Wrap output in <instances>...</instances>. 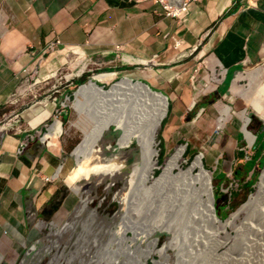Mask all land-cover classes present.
I'll return each instance as SVG.
<instances>
[{"label":"rangeland","instance_id":"rangeland-1","mask_svg":"<svg viewBox=\"0 0 264 264\" xmlns=\"http://www.w3.org/2000/svg\"><path fill=\"white\" fill-rule=\"evenodd\" d=\"M126 63L121 60L109 63L107 59L100 62L95 56L61 51L56 46L8 83L3 92L6 102L0 103V152L7 139L25 136L19 146L27 147L33 141L58 137L60 153L63 147L66 153H62V169L57 177L62 185L61 193L56 196L62 202L60 211L49 221H44L32 207H27L28 230L21 236L15 234V239L9 237L7 230L6 242L0 239V264H119V258H122L121 264H135L134 257L124 250V246L129 245L114 242L113 237L120 223L121 198L129 193V167L140 154L135 143L122 152L126 159L125 168L120 173L105 179L90 176L72 180L78 167L73 152L82 142L84 131L93 126L91 119L78 114L74 107L75 103L88 106L86 99L73 95L92 78L95 81L101 75H113L109 80L96 81L104 90L127 78L143 82L151 90L167 97V114L155 138L158 155L155 179L177 149L182 147L185 151L183 168L196 157H202L205 169L212 175L213 208L223 223L237 214L257 193L264 173V148L259 149L256 142L257 137L264 134V123L259 118L264 114V80L263 73L260 81L249 79L247 75L257 71L260 65L244 63L231 79L226 78L224 72L218 83L212 82L213 74L220 80V73L224 70L215 67L207 57L198 62L199 70L190 65L184 74L181 69L138 67ZM238 75L244 78L237 82L240 95L233 97L230 91ZM79 80L82 81L77 83ZM37 109L41 115L48 112L49 117H42L41 123L29 126L27 115H33ZM246 115L249 118L247 131L256 136L251 146L242 132ZM59 126L61 134L57 133ZM120 134L111 127L99 141L101 150L90 163L111 161L118 154L116 143ZM257 154L256 163L260 159L263 160L262 165L257 163L256 168L244 169L245 163L251 162ZM153 191L148 198L143 189L138 190L136 197L135 194L129 195L131 209L140 208L136 213L137 220L142 218L141 222L165 220L167 207L162 206L160 193ZM218 197H225V204L224 201L218 203ZM262 208L264 210V204ZM234 221L241 230L253 222L254 226L262 228L263 234L259 237L247 234L245 248L232 251L224 258L221 254L225 249L217 244L226 241L224 234L216 235L211 229H206L209 231L207 236L199 241L192 237L187 241L182 234L176 247L164 253L163 264H264L261 217L250 218L240 214ZM128 236L132 237V233ZM168 238L166 233H154L149 237V240H155L156 246L146 264L160 261L157 252L169 242ZM143 246L145 244L141 248ZM139 249L138 245L137 255L141 254Z\"/></svg>","mask_w":264,"mask_h":264},{"label":"crops","instance_id":"crops-1","mask_svg":"<svg viewBox=\"0 0 264 264\" xmlns=\"http://www.w3.org/2000/svg\"><path fill=\"white\" fill-rule=\"evenodd\" d=\"M179 4L176 7L175 0H0V103L6 102L3 92L8 83L36 63L54 41L61 51L95 56L100 62L121 60L138 67L152 63L161 69H181L182 74L190 65L199 70L198 62L207 57L224 70L219 82L224 72L231 79L244 63H252L260 65L264 80V0H181ZM172 6L185 10L168 14L164 8ZM112 76L101 75L95 81ZM47 114L37 109L27 115L28 125L41 123ZM24 137L7 139L1 146L0 239L4 242L7 230L13 239L28 230L27 207L49 221L54 215L46 220L42 212L61 193L57 177L66 149L60 153L58 137H49L30 142L19 153Z\"/></svg>","mask_w":264,"mask_h":264},{"label":"bare ground","instance_id":"bare-ground-1","mask_svg":"<svg viewBox=\"0 0 264 264\" xmlns=\"http://www.w3.org/2000/svg\"><path fill=\"white\" fill-rule=\"evenodd\" d=\"M180 1L175 0L176 7L180 5ZM175 9L180 11L184 8L181 6ZM247 77L254 81H260L262 68L248 74ZM243 78V75H238L235 78L230 91L233 97L240 95L237 82ZM93 80L92 78L88 84L82 86L75 93V98H85L86 100H83L89 104L84 106L81 103H75L76 111L91 119L93 126L87 132L84 131L82 142L73 152L78 167L72 180L79 181L90 176H101L105 179L120 173L125 168L126 159L122 152L135 143L140 154L139 158L129 167L131 174L129 193L121 198L120 223L115 229L116 231H113L114 242L129 245L124 246V250L134 257L135 264H146V259L155 251V240H149V237L154 233L169 235V242L157 252L160 255V261H155L154 264L165 262L164 253L168 249L176 247L182 234L187 241L190 237L194 241H199L207 236L209 231L206 229H211L216 235L224 234L226 241L224 243L217 242L219 248L225 249V252L221 254L223 258L227 257L229 253L231 254L232 251L243 250L246 246L247 234L250 233L256 237L262 236V228L254 226L253 222L245 227V230H241L239 225L235 224L234 219L238 218L240 214L248 215L250 218L257 216L261 217L260 224L264 225V210L262 208L264 204V173L260 179L257 193L250 197L237 214L223 223L213 211L212 175L205 169L202 157H196L186 168H183L185 151L180 147L167 161L159 177L156 179L154 177L158 156L155 149V138L166 117L168 100L138 81L134 82L127 78L111 86L109 90L99 87L93 83L96 82ZM214 80L219 82L216 77ZM259 118L264 123V114H260ZM248 124L249 118L246 115L243 120L242 132L251 146L254 137L247 131ZM111 127L121 132L116 143L118 154L111 161L91 164V158L101 150L99 141H102L104 134ZM57 133H62L60 126L57 127ZM160 168L161 166H159ZM140 189L144 190L143 193L147 195H145L147 198L154 192L153 190L160 193L162 206L166 205L167 207L165 220L161 219L158 222L155 219H152V222H141L142 218L137 220L138 213L136 211H139L140 208L137 210L132 208V211L129 195L131 197L135 194L134 197H136ZM129 215H131V219H128ZM128 233H132V237H129ZM143 244L145 246L141 248ZM138 245L140 246L138 251L141 253L140 255L135 252ZM119 260L122 262V258ZM120 262L119 264H121Z\"/></svg>","mask_w":264,"mask_h":264},{"label":"trees","instance_id":"trees-1","mask_svg":"<svg viewBox=\"0 0 264 264\" xmlns=\"http://www.w3.org/2000/svg\"><path fill=\"white\" fill-rule=\"evenodd\" d=\"M80 81H82V80H79V81H77V83H79ZM76 83V84H77ZM253 121H255V119L253 118ZM256 142H257V146H259V149H262V148H264V134H262V135H259L258 137H257V139H256ZM258 158H259V154H257L254 158H253V160L251 161V162H249V163H245V165H244V169H248V168H256V164L258 163V164H261L262 165V162H263V160H260L259 159V161L256 163V161L258 160ZM165 164V163H164ZM164 166V165H163ZM162 166V167H163ZM256 170V169H255ZM218 203H220V202H222V201H224V203L223 204H225V197L224 198H220V197H218ZM60 203H61V200H55V201H51V203L50 204H48L47 205V207L43 210V214H42V217L43 218H45L46 220H49L54 214H55V212L58 210V208H59V206H60ZM218 209H220L219 208V205H217V210Z\"/></svg>","mask_w":264,"mask_h":264},{"label":"built area","instance_id":"built-area-1","mask_svg":"<svg viewBox=\"0 0 264 264\" xmlns=\"http://www.w3.org/2000/svg\"><path fill=\"white\" fill-rule=\"evenodd\" d=\"M165 10H167L168 11V14H171V15H176V14H178V12H179V10H173V6L171 7V8H164ZM185 9H181V12H183ZM59 44V42L58 41H56L55 43H51L50 45H49V47H48V49L47 50H49V49H54V47H56L57 45ZM25 146L26 145H20L19 146V149H18V152L20 153L22 150H24V148H25Z\"/></svg>","mask_w":264,"mask_h":264},{"label":"water","instance_id":"water-1","mask_svg":"<svg viewBox=\"0 0 264 264\" xmlns=\"http://www.w3.org/2000/svg\"><path fill=\"white\" fill-rule=\"evenodd\" d=\"M146 67H148V68H154L155 67V65L154 64H152V63H150V65H147ZM131 81H133L132 79H130ZM139 83H141V84H143L144 86H146L147 88H149V86L147 85V84H145V83H143V82H140V81H138ZM93 83H95L96 84V82H93ZM80 88V87H79ZM78 88V89H79ZM102 88V87H101ZM159 93V95H161L163 98H165V99H167V97L166 96H164L162 93H160V92H158ZM74 97H75V94L73 95ZM256 139V136H254V140ZM213 211H214V208H213ZM214 214H215V211H214ZM216 215V214H215Z\"/></svg>","mask_w":264,"mask_h":264}]
</instances>
